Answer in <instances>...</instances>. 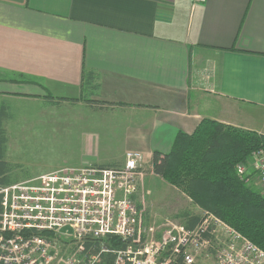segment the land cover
<instances>
[{
    "label": "crops",
    "instance_id": "obj_1",
    "mask_svg": "<svg viewBox=\"0 0 264 264\" xmlns=\"http://www.w3.org/2000/svg\"><path fill=\"white\" fill-rule=\"evenodd\" d=\"M84 68L109 105L84 108L93 122L74 164L123 166L131 151L152 168L204 119L264 135V0H0L5 152L15 116L81 97Z\"/></svg>",
    "mask_w": 264,
    "mask_h": 264
},
{
    "label": "built area",
    "instance_id": "obj_2",
    "mask_svg": "<svg viewBox=\"0 0 264 264\" xmlns=\"http://www.w3.org/2000/svg\"><path fill=\"white\" fill-rule=\"evenodd\" d=\"M146 166L130 151L122 167L65 169L0 189V264H264V250L208 211L192 231L171 223L155 236L138 206ZM249 167L264 187V151ZM115 239L118 250L105 244Z\"/></svg>",
    "mask_w": 264,
    "mask_h": 264
},
{
    "label": "trees",
    "instance_id": "obj_3",
    "mask_svg": "<svg viewBox=\"0 0 264 264\" xmlns=\"http://www.w3.org/2000/svg\"><path fill=\"white\" fill-rule=\"evenodd\" d=\"M99 88L98 75L84 68L79 99L48 95L47 100L57 107L62 102L70 105L84 102L95 111L104 110L109 103L93 99ZM6 143V133L1 130L0 189L12 184L14 173L13 166L6 160ZM260 151H264V135L204 119L193 134L180 132L169 153L154 152L151 165L157 177L166 180L192 203L216 215L264 250V196L253 186L257 175L254 171H248L246 176L238 174V167L249 166ZM180 218L189 231L201 222V216L188 210L183 211ZM92 245L87 243L86 247ZM99 247L96 242L95 252Z\"/></svg>",
    "mask_w": 264,
    "mask_h": 264
},
{
    "label": "rangeland",
    "instance_id": "obj_4",
    "mask_svg": "<svg viewBox=\"0 0 264 264\" xmlns=\"http://www.w3.org/2000/svg\"><path fill=\"white\" fill-rule=\"evenodd\" d=\"M79 103L83 104V107L78 103L69 104L57 110L49 108L46 115L15 116L14 123L8 126L11 144L6 150L7 159L15 165L11 185L29 181L37 183L40 177L65 169L98 166L90 163L80 165L73 163L80 160L77 158L80 146L78 136L90 131L89 124L93 122L90 118L88 120L91 115L84 108L95 112L84 102ZM92 117L96 119L98 116L92 115ZM37 124H42V131L33 130ZM27 135L31 139L24 143V137ZM247 167L253 172L252 168L248 165ZM142 179L138 206H142L144 210L143 225L147 229H152L155 236L170 231L171 223L183 225L180 215L185 210L202 217L205 210L192 203L189 197L166 180L154 175L149 166L145 167ZM253 186L264 196V187L256 178ZM105 244L117 250L122 247L120 241L116 239L105 240ZM202 264H213L212 259H205Z\"/></svg>",
    "mask_w": 264,
    "mask_h": 264
}]
</instances>
